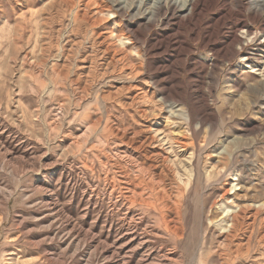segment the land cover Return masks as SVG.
Returning <instances> with one entry per match:
<instances>
[{
    "label": "rangeland",
    "instance_id": "374dc122",
    "mask_svg": "<svg viewBox=\"0 0 264 264\" xmlns=\"http://www.w3.org/2000/svg\"><path fill=\"white\" fill-rule=\"evenodd\" d=\"M184 1L0 0V264H264L262 0Z\"/></svg>",
    "mask_w": 264,
    "mask_h": 264
},
{
    "label": "bare ground",
    "instance_id": "6f19581e",
    "mask_svg": "<svg viewBox=\"0 0 264 264\" xmlns=\"http://www.w3.org/2000/svg\"><path fill=\"white\" fill-rule=\"evenodd\" d=\"M207 3V0H185L180 6H172L171 8V11H172V15H175L176 12H178L179 10H182L184 11L185 13V16H188L190 19L191 17L193 16H196L198 15L199 13V10ZM260 5V7H262L264 9V0L260 1V3L258 4ZM157 8L159 9H162L163 8V5H161V3H159L157 6ZM201 11V10H200ZM174 12V14H173ZM182 15V14H181ZM170 17V16H169ZM246 26V25H245ZM244 26V27H245ZM260 46V45H259ZM254 47V46H253ZM260 52V51H259ZM254 57V56H252ZM254 59V58H253ZM150 136V135H149ZM163 136V135H162ZM144 141V140H143ZM127 142V141H126ZM125 143V142H124ZM180 145V144H179ZM145 147V146H144ZM133 149V148H132ZM182 149V148H181ZM144 150V149H143ZM157 151V150H156ZM137 152V151H136ZM156 154V153H155ZM118 155V154H117ZM132 155V154H131ZM145 155V154H144ZM120 156V155H119ZM120 157H123L120 156ZM192 158V157H191ZM126 160V159H125ZM128 161V160H127ZM133 164V163H132ZM149 165V164H148ZM157 165V164H156ZM170 171V170H169ZM209 172V171H208ZM147 174V173H146ZM184 177V176H183ZM130 182V181H129ZM170 183V182H169ZM133 188V187H132ZM131 189V188H130ZM173 190V189H172ZM181 190V189H179ZM119 191V190H118ZM123 191V190H122ZM185 191V190H184ZM140 192V191H139ZM176 193V192H175ZM119 196V195H118ZM116 197V196H115ZM123 200V199H122ZM116 201V200H115ZM160 201V200H158ZM163 202V201H162ZM251 204V203H249ZM149 208H152L154 209L155 211H160V208H159V204H156V203H147L146 204ZM169 204H165L161 207L162 210H167V207H168ZM257 206V204H256ZM172 207V206H171ZM264 207V204L261 203L259 204L258 209H262ZM227 217H228V220H231L232 222H229L227 227L224 229V234L226 233H229L230 230L232 229V227H234V220L236 219V217L238 218V214H237V211L235 210H228L227 212ZM241 218V217H239ZM169 221V220H168ZM129 223V222H128ZM261 232V231H260ZM179 233V232H178ZM140 238V237H139ZM260 238V237H259ZM222 240V239H221ZM263 240V239H262ZM139 241V240H138ZM146 241V240H145ZM150 248V247H149ZM247 250V249H246ZM162 255V254H161ZM172 258V257H171ZM147 263V262H146Z\"/></svg>",
    "mask_w": 264,
    "mask_h": 264
}]
</instances>
